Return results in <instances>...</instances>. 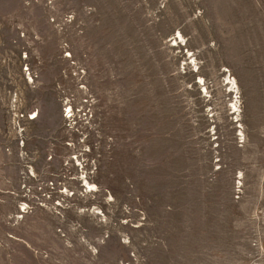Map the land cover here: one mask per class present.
<instances>
[{"label":"rangeland","instance_id":"obj_1","mask_svg":"<svg viewBox=\"0 0 264 264\" xmlns=\"http://www.w3.org/2000/svg\"><path fill=\"white\" fill-rule=\"evenodd\" d=\"M0 264H264V0H0Z\"/></svg>","mask_w":264,"mask_h":264},{"label":"bare ground","instance_id":"obj_2","mask_svg":"<svg viewBox=\"0 0 264 264\" xmlns=\"http://www.w3.org/2000/svg\"><path fill=\"white\" fill-rule=\"evenodd\" d=\"M91 187V186H90Z\"/></svg>","mask_w":264,"mask_h":264}]
</instances>
